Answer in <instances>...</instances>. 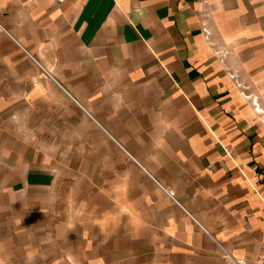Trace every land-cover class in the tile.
Segmentation results:
<instances>
[{
	"label": "crops",
	"instance_id": "crops-1",
	"mask_svg": "<svg viewBox=\"0 0 264 264\" xmlns=\"http://www.w3.org/2000/svg\"><path fill=\"white\" fill-rule=\"evenodd\" d=\"M225 251L264 264V0H0V264Z\"/></svg>",
	"mask_w": 264,
	"mask_h": 264
},
{
	"label": "built area",
	"instance_id": "built-area-1",
	"mask_svg": "<svg viewBox=\"0 0 264 264\" xmlns=\"http://www.w3.org/2000/svg\"><path fill=\"white\" fill-rule=\"evenodd\" d=\"M58 3H64L66 2V0H56ZM241 85V84H239ZM225 256L230 259L233 264H247L244 260H241V259H234L232 256L229 255L228 252L225 251Z\"/></svg>",
	"mask_w": 264,
	"mask_h": 264
},
{
	"label": "bare ground",
	"instance_id": "bare-ground-1",
	"mask_svg": "<svg viewBox=\"0 0 264 264\" xmlns=\"http://www.w3.org/2000/svg\"><path fill=\"white\" fill-rule=\"evenodd\" d=\"M51 77V76H50Z\"/></svg>",
	"mask_w": 264,
	"mask_h": 264
}]
</instances>
